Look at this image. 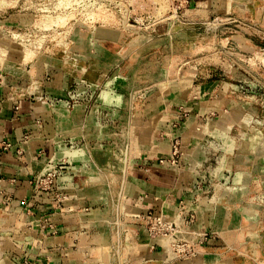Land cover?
<instances>
[{"label":"crops","instance_id":"1","mask_svg":"<svg viewBox=\"0 0 264 264\" xmlns=\"http://www.w3.org/2000/svg\"><path fill=\"white\" fill-rule=\"evenodd\" d=\"M180 1L196 16L264 18V0ZM2 27L0 264H264V136L232 135L249 123L239 103L176 76L128 116L117 87L95 91L120 61V32L73 38L68 65L25 55ZM215 155L217 169H241L230 188L216 186ZM148 213L167 221L164 235Z\"/></svg>","mask_w":264,"mask_h":264},{"label":"rangeland","instance_id":"2","mask_svg":"<svg viewBox=\"0 0 264 264\" xmlns=\"http://www.w3.org/2000/svg\"><path fill=\"white\" fill-rule=\"evenodd\" d=\"M182 5L180 0H0L1 32L8 44L17 43L29 57L44 54L71 65L73 57L64 53L73 38L78 40L77 36L100 27L116 30L121 34L120 61L95 91L109 86L115 92L117 87L128 116L139 111L160 81L177 76L188 88L216 85L218 96L226 95L242 106L249 123L232 127L237 139L239 132L248 133L253 141L258 138L252 134L256 131L264 136V18L255 14L196 16L186 13ZM162 64L165 67H159ZM186 114L180 108L174 126ZM120 144L126 148L127 140L120 138ZM178 147V140L171 138V162L179 160ZM218 158L210 157L216 167V186L230 188L241 169L234 166L223 172L217 169ZM221 203L239 205L232 199Z\"/></svg>","mask_w":264,"mask_h":264},{"label":"built area","instance_id":"3","mask_svg":"<svg viewBox=\"0 0 264 264\" xmlns=\"http://www.w3.org/2000/svg\"><path fill=\"white\" fill-rule=\"evenodd\" d=\"M183 1V0H182ZM146 219V225L148 226V231L159 234V235H164L165 234V229H166V222L164 220L163 216H158V217H153L151 216L150 213H148L145 216Z\"/></svg>","mask_w":264,"mask_h":264},{"label":"bare ground","instance_id":"4","mask_svg":"<svg viewBox=\"0 0 264 264\" xmlns=\"http://www.w3.org/2000/svg\"><path fill=\"white\" fill-rule=\"evenodd\" d=\"M176 250V249H175Z\"/></svg>","mask_w":264,"mask_h":264}]
</instances>
